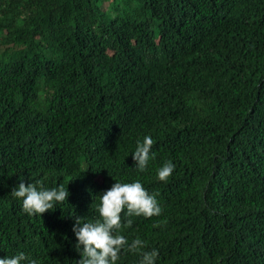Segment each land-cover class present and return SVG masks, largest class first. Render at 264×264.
Wrapping results in <instances>:
<instances>
[{"label": "trees", "instance_id": "obj_1", "mask_svg": "<svg viewBox=\"0 0 264 264\" xmlns=\"http://www.w3.org/2000/svg\"><path fill=\"white\" fill-rule=\"evenodd\" d=\"M137 179L162 214L120 234L155 264H264V0H0V259L78 264L75 218ZM21 181L70 195L29 216Z\"/></svg>", "mask_w": 264, "mask_h": 264}, {"label": "clouds", "instance_id": "obj_2", "mask_svg": "<svg viewBox=\"0 0 264 264\" xmlns=\"http://www.w3.org/2000/svg\"><path fill=\"white\" fill-rule=\"evenodd\" d=\"M153 145L151 136H145L142 143L137 142L132 159L138 172L147 171L150 160L154 159ZM174 169L175 165L171 161L166 162L158 169V179L166 183ZM11 195L22 200V209L27 215L42 217L67 201L70 193L63 185L52 189L41 185L38 189L35 184L26 186L21 181L12 189ZM98 211L101 218L95 222H83V218H75L72 231L77 240L76 250L81 256L78 264H116L122 251L139 253L142 257L140 264H155L158 256L156 250L142 251L146 247L145 242L137 238L129 244L125 236L120 234L122 228L131 227L133 223L132 219L122 222V215L147 219L162 214L156 195L149 194L139 179L133 183L115 182L101 194ZM26 259L24 253H19L11 258L0 259V264H22ZM30 264L37 262L32 260Z\"/></svg>", "mask_w": 264, "mask_h": 264}]
</instances>
